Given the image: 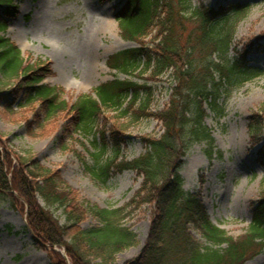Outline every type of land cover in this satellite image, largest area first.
<instances>
[{
    "label": "trees",
    "instance_id": "trees-1",
    "mask_svg": "<svg viewBox=\"0 0 264 264\" xmlns=\"http://www.w3.org/2000/svg\"><path fill=\"white\" fill-rule=\"evenodd\" d=\"M15 8L12 0H0V33L8 29L2 14L13 17ZM245 9L241 3L212 7L201 0L197 4L192 0L124 1L115 14L120 37L139 45L109 55L105 64L125 74L139 69L138 73H147V80L153 81L168 73L173 80L171 93L163 108L156 111L150 110L151 87L127 79L99 84L93 88L94 97L80 94L67 101L61 96L62 89L41 83L52 75L49 67L31 69L18 46L0 35V72L11 69L17 79L9 99L8 94L0 93V106L13 112L22 96L28 103H39L30 122L37 128L63 117V135L72 137L73 131L99 133L101 142L92 154L95 166L87 167L98 180L105 182L123 171H134L141 177L139 188L124 206L101 208L78 198L58 171L18 155L15 163L13 153L0 146V196L17 209H26V227L39 246L49 247L50 264H116L118 253L139 243L125 219L131 208L144 206L151 211L145 242L139 253L123 264H244L263 250L264 190L250 204L251 220L246 230L233 237L210 221L201 197L184 190L180 174L191 143L213 144L204 125V103L212 99L210 104H215L223 83L242 85L260 74V69L249 65L248 50L227 56ZM103 109L119 110L129 123L153 118L160 123L161 134L143 136L144 151L124 159L120 155L126 143L122 133L125 124L116 123L107 140L105 129L97 126ZM263 118L264 101L247 117L252 144L261 133ZM256 162L264 168V143L257 148ZM46 207L60 209L63 222ZM87 217L96 223L85 228L82 224ZM54 248L64 250L66 258Z\"/></svg>",
    "mask_w": 264,
    "mask_h": 264
},
{
    "label": "rangeland",
    "instance_id": "rangeland-1",
    "mask_svg": "<svg viewBox=\"0 0 264 264\" xmlns=\"http://www.w3.org/2000/svg\"><path fill=\"white\" fill-rule=\"evenodd\" d=\"M124 1L12 0L16 13L13 17L2 14L8 29L0 35L17 43L22 59L31 69L49 67L52 75L44 77L41 83L62 89L61 96L67 101L80 94L94 97L93 88L99 84L127 79L151 87L150 110L156 111L163 108L171 93L173 80L168 73L153 81L147 80V73H138L139 69L125 74L105 64L109 55L139 45L123 40L114 20ZM197 1L192 0L195 4ZM201 2L212 7L227 3L246 6L243 17L235 26L227 56L232 57L236 51L246 49L249 65L260 69L258 76L242 85L228 86L224 81L222 86L219 85L221 90L215 104H210L212 99L204 103L207 113L204 125L213 144L206 141L191 143L180 169L184 190L198 193L210 221L235 237L246 230L251 220L250 204L264 190V168L256 162L257 148L264 143V118L254 144L247 132V117L264 101V0ZM148 38L144 41L148 42ZM15 39H20L23 47ZM12 75L11 69L7 73L0 72L2 95L11 93L16 84L17 79ZM38 106L37 101L28 103L22 96L13 112L0 106V146L13 153L15 163V155H18L36 159L43 166L58 171L78 198L101 208L124 206L139 188L141 177L134 171H123L105 182L98 180L88 168L95 166L92 154L98 150L100 134L91 130L89 133L73 131L72 137L63 135V117L52 120L51 125L43 129L37 128L30 122ZM116 123L125 124L122 133L126 143L120 157L127 160L144 151L143 136L156 137L162 131L160 123L153 118L129 123L117 109H103L97 120V126L105 129L107 140ZM38 201L44 206L41 200ZM46 209L63 222L60 209ZM25 210L17 209L10 200L0 196V264H50L49 247L39 246L26 227ZM150 213L148 206L130 209L125 224L137 234L139 243L118 253L116 264H123L139 253L147 236ZM95 223L93 218L87 217L82 226L86 228ZM54 249L63 253L61 249ZM244 264H264V248Z\"/></svg>",
    "mask_w": 264,
    "mask_h": 264
},
{
    "label": "bare ground",
    "instance_id": "bare-ground-1",
    "mask_svg": "<svg viewBox=\"0 0 264 264\" xmlns=\"http://www.w3.org/2000/svg\"><path fill=\"white\" fill-rule=\"evenodd\" d=\"M15 40L20 44L21 47H23V45H21L20 39H15ZM62 81L65 82L64 79H62Z\"/></svg>",
    "mask_w": 264,
    "mask_h": 264
}]
</instances>
